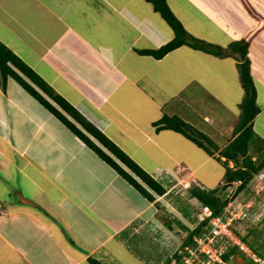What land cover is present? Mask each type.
I'll return each instance as SVG.
<instances>
[{"label": "crops", "instance_id": "obj_1", "mask_svg": "<svg viewBox=\"0 0 264 264\" xmlns=\"http://www.w3.org/2000/svg\"><path fill=\"white\" fill-rule=\"evenodd\" d=\"M165 3L190 35L227 54L187 45L142 53L173 37L147 0H0V42L164 189L145 198L9 77L0 87V264H172L178 232L200 222L189 189L223 183L215 156L235 137L243 98L236 42L247 43L259 107L251 146L264 152V0ZM163 116L205 134L214 156L157 129Z\"/></svg>", "mask_w": 264, "mask_h": 264}, {"label": "trees", "instance_id": "obj_2", "mask_svg": "<svg viewBox=\"0 0 264 264\" xmlns=\"http://www.w3.org/2000/svg\"><path fill=\"white\" fill-rule=\"evenodd\" d=\"M153 5L173 32L172 39L155 50H143L142 53L150 54L155 58H161L169 51L181 45L202 50L217 56L227 54V51L219 45L207 43L190 35L169 10L165 0H147ZM239 52L238 63L239 80L243 88V98L239 104V116L233 128L235 137L215 156L225 168L222 185L213 189H201L192 187L189 194L196 198L200 206H208L212 216L221 214L227 204L225 193L233 190V183L239 181L235 196L244 191L242 200L246 203L254 195L253 190L247 189V185L255 174L264 171V155L258 154L257 159L249 155V148L255 136L252 121L259 112L256 103V91L250 74L249 60L247 57V43L244 41L233 43L229 46ZM15 80L25 91L41 103L55 117H57L71 132H73L85 145L92 149L103 161L111 166L123 179L129 182L141 195L150 201L154 197L148 188L161 195L164 189L146 173L135 161L125 154L107 136L88 122L71 104L53 90L40 76H38L25 62L13 51L0 42V87L5 90L8 78ZM157 129H171L181 133L197 146L205 150L210 156H214L217 147L205 134L196 130L177 116H163L155 123ZM221 157L224 160H221ZM231 161L230 167L227 162ZM264 173V172H263ZM263 190H261L258 194ZM257 196V197H258ZM249 199H248V198ZM257 202L252 203L249 211H253ZM209 218L200 221L192 230L188 231L182 244L185 246L193 243V238L199 235L208 226ZM264 217L259 222L250 220L232 219L230 230L253 252L264 257ZM179 251L175 255L179 257ZM222 260L226 264H253V262L237 247L226 246L222 253ZM91 264H101L98 260L89 259ZM169 263V262H168ZM167 263V264H168ZM217 264V263H216Z\"/></svg>", "mask_w": 264, "mask_h": 264}, {"label": "built area", "instance_id": "obj_3", "mask_svg": "<svg viewBox=\"0 0 264 264\" xmlns=\"http://www.w3.org/2000/svg\"><path fill=\"white\" fill-rule=\"evenodd\" d=\"M264 171L255 174L247 185V189L258 194L262 189ZM239 181L233 183V190L225 193L227 204L218 216H212L208 206H200L199 220L209 218L208 226L203 232L193 238L191 245L185 246L179 251V257L174 258L172 264H226L222 260V253L226 246H235L242 251L253 264H264V257L253 252L243 243L229 228L232 219L259 221L264 214V204L257 202V209L249 211V203H244L242 196L244 191L235 196ZM263 211V212H262ZM252 220V221H253Z\"/></svg>", "mask_w": 264, "mask_h": 264}, {"label": "rangeland", "instance_id": "obj_4", "mask_svg": "<svg viewBox=\"0 0 264 264\" xmlns=\"http://www.w3.org/2000/svg\"><path fill=\"white\" fill-rule=\"evenodd\" d=\"M257 147L256 146H251V150L249 151V155H251L252 156V158L253 159H257V156H258V154H262V155H264V152L262 151V150H259V149H256ZM263 183H262V185H263V191L260 193V195L258 196V195H255V192L253 193L254 195H250V196H248L247 198L249 199L248 201H247V203H249V204H251V203H253V202H255V201H260L261 203H263L264 204V180L262 181ZM258 196V197H257ZM251 206V205H250ZM251 208V207H250ZM255 209H257V206L255 207H253V211L255 210ZM263 212V211H262ZM264 217V214H263V216L260 218V219H262ZM259 219V220H260ZM253 219H251L250 220V222H252V223H254V222H259L258 220L257 221H252ZM263 224H264V222H263ZM178 239H179V244H180V241L183 239L184 240V238H182V234L180 233V232H178ZM182 240V241H183ZM180 246V245H179ZM172 258H173V256H172ZM169 261H172V259L171 260H169Z\"/></svg>", "mask_w": 264, "mask_h": 264}]
</instances>
